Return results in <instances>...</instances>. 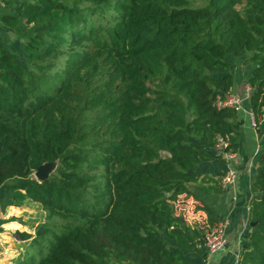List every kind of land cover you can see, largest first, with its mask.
I'll return each mask as SVG.
<instances>
[{"label":"trees","instance_id":"trees-1","mask_svg":"<svg viewBox=\"0 0 264 264\" xmlns=\"http://www.w3.org/2000/svg\"><path fill=\"white\" fill-rule=\"evenodd\" d=\"M190 1L23 0L0 17L20 44L0 37V188L46 212L34 235L17 232L30 243L14 264H189L202 232L175 204L233 130L236 112L213 101L233 87L237 57L248 56L252 112L264 109V0ZM258 163L245 264H264V149Z\"/></svg>","mask_w":264,"mask_h":264},{"label":"crops","instance_id":"crops-1","mask_svg":"<svg viewBox=\"0 0 264 264\" xmlns=\"http://www.w3.org/2000/svg\"><path fill=\"white\" fill-rule=\"evenodd\" d=\"M21 1L23 0H0V17L4 15L16 16V7ZM19 28L30 33L29 29H25L26 25L23 21L19 22ZM0 37L8 49L19 52L20 44L15 28L7 26L1 19ZM243 67L240 74L238 73L240 78L236 92H233V87L229 92L245 98L246 108L250 110L248 103L250 94L246 96L245 92L248 85L247 76H245L247 65L245 64ZM230 121L233 128L230 132V150L234 153V157L226 159L215 146L208 149V153L214 157V160L201 161L196 165V173L200 176L196 181L188 184L191 193L180 194L175 204V214L182 219L189 234L198 230L202 232L203 236L207 225L221 219L225 220L226 244L219 251L207 253L202 246V236L201 240L196 237L195 249L185 253V258L189 264H245L241 256L245 251H250L249 240L254 231L252 228L254 225L249 219L250 202L261 193L259 189L254 187L253 181L259 170V154L264 149V124L253 129L252 137L249 133H246L245 136H239L237 133L241 121L237 117V112ZM228 168H233L236 171V182L233 185L223 187L219 183V179ZM2 193L1 187L0 235L7 236L8 233L14 235L17 225H15L12 217L17 216L16 212L21 211L19 208L21 205L12 204L9 192L4 196ZM20 220V218L16 219L18 222Z\"/></svg>","mask_w":264,"mask_h":264},{"label":"rangeland","instance_id":"rangeland-1","mask_svg":"<svg viewBox=\"0 0 264 264\" xmlns=\"http://www.w3.org/2000/svg\"><path fill=\"white\" fill-rule=\"evenodd\" d=\"M206 4H207V0H191L190 1V6L193 8L202 7V6H205ZM244 5H245V2L242 1L241 3L237 4L235 7L238 11L241 12L244 8ZM25 29H27V30L29 29L28 31L32 32L33 28L32 27H26ZM247 57H248L247 55L242 56V57H237V62H236L237 65L235 66V71H234L235 80H234V84H233V88H234L233 92H236L237 83L239 84L238 79L240 78V76L238 75V73L240 74V72L242 71V68H244L243 67L244 64L242 63V61L244 60V58H247ZM17 59L20 62V64H22L23 66H26L25 58L20 57V55H18ZM247 74L248 73H245V76H247ZM243 106H244V109L240 112H237V117L241 121L240 129H239L237 134L239 136H245V135H247L246 133H249V135L252 137L253 128L250 126V123H249V114H248V110L246 108L247 106L245 103ZM92 115H93L92 113H89V115L87 117L90 118ZM246 129H247V132H245ZM56 165L57 164L53 165L52 169L50 170L51 172L49 173V175L54 172ZM32 177L37 179L35 176V172L32 173ZM15 206H19V205H15ZM19 208L21 211L16 212L17 216L12 217V220H14L15 225H17L16 226L17 230L15 231L16 234L10 235L8 233L7 236H1L0 235V264H14V262L18 258H20V259L24 258L25 253L29 251L30 239L29 240H20L19 236L17 235V232L26 231V232L30 233L31 235H34L36 226L46 220L45 219L46 218L45 217L46 212L42 209L40 204L37 202L27 200L26 202L21 204V206H19ZM17 218L21 219L20 222L16 221ZM48 221L63 222L64 219L61 216H57V217L49 219ZM206 228H207V226L205 227V230H206Z\"/></svg>","mask_w":264,"mask_h":264},{"label":"built area","instance_id":"built-area-1","mask_svg":"<svg viewBox=\"0 0 264 264\" xmlns=\"http://www.w3.org/2000/svg\"><path fill=\"white\" fill-rule=\"evenodd\" d=\"M252 88L246 86V96L251 93ZM245 98L227 92L223 95H217L213 101V105L217 109L229 108L235 112H240L244 109ZM249 123L253 129H256L259 125L264 124V109L262 108L259 116H256L252 110H248ZM214 146L222 152V155L226 159H232L234 153L230 150L231 148V137L230 133L217 134L215 136ZM236 182V171L233 168H228L219 179L221 186L225 187L233 185ZM226 244V221L221 219L211 225H209L202 236V246L207 253H213L224 248Z\"/></svg>","mask_w":264,"mask_h":264},{"label":"water","instance_id":"water-1","mask_svg":"<svg viewBox=\"0 0 264 264\" xmlns=\"http://www.w3.org/2000/svg\"><path fill=\"white\" fill-rule=\"evenodd\" d=\"M257 89H260V88L257 87ZM54 164H57V162L56 161L44 162L40 166H38L37 169L35 170L36 178L38 180H45L49 176V173L51 172L50 170L52 169ZM251 224L254 225L255 223L252 222Z\"/></svg>","mask_w":264,"mask_h":264}]
</instances>
